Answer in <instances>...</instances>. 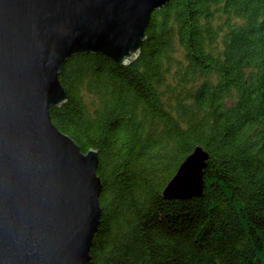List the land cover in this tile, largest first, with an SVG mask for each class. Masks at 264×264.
<instances>
[{"label":"trees","instance_id":"obj_1","mask_svg":"<svg viewBox=\"0 0 264 264\" xmlns=\"http://www.w3.org/2000/svg\"><path fill=\"white\" fill-rule=\"evenodd\" d=\"M52 121L99 152L89 264H264V0H171L128 65L71 57ZM201 196L163 191L197 146Z\"/></svg>","mask_w":264,"mask_h":264},{"label":"water","instance_id":"obj_2","mask_svg":"<svg viewBox=\"0 0 264 264\" xmlns=\"http://www.w3.org/2000/svg\"><path fill=\"white\" fill-rule=\"evenodd\" d=\"M171 0H0V264H89L100 227L99 152L52 121L73 56L128 65ZM209 152L189 154L166 199L202 195Z\"/></svg>","mask_w":264,"mask_h":264}]
</instances>
